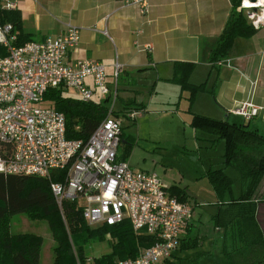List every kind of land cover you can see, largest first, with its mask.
<instances>
[{
  "label": "built area",
  "instance_id": "obj_1",
  "mask_svg": "<svg viewBox=\"0 0 264 264\" xmlns=\"http://www.w3.org/2000/svg\"><path fill=\"white\" fill-rule=\"evenodd\" d=\"M122 1L141 15L147 13V0ZM0 8L14 10L15 5L0 0ZM236 11L257 30L264 21V0H241ZM15 41L10 25L0 26V46L6 53L0 57V173L42 179L51 172L63 173L62 181L49 185L58 208L61 201H73L90 227L126 220L132 232L154 240L134 258L115 264H160L168 259L185 235L193 206L169 194L154 172L134 171L117 159L121 125L114 107L120 66L114 63L108 79L100 62L69 58L78 35L68 22L56 37L19 46ZM47 88L70 89L82 102L105 106V117L85 142L66 139L62 114L41 105ZM258 110L242 101L230 114L248 121ZM137 113L124 110L121 115L133 120Z\"/></svg>",
  "mask_w": 264,
  "mask_h": 264
},
{
  "label": "trees",
  "instance_id": "obj_2",
  "mask_svg": "<svg viewBox=\"0 0 264 264\" xmlns=\"http://www.w3.org/2000/svg\"><path fill=\"white\" fill-rule=\"evenodd\" d=\"M240 1L229 0L231 10L220 34L200 50L201 61L207 55L206 62L212 67L227 55L235 38L248 39L256 31L241 13L235 12ZM4 24H9L12 33L16 35V46L34 41L32 37L21 32L20 14L15 9L0 8V26ZM5 54L4 48L0 46V57ZM193 67V63H173L171 77L166 80L176 84L179 92L185 91L188 94L186 100L189 107L196 94L204 91L203 83L193 85L188 81ZM63 93L47 88L41 105L62 114L66 139L85 142L105 117V106L65 97ZM120 101L125 106L123 110H143L141 104L132 100L123 102L119 99ZM251 119L235 124L227 122V119L215 120L192 114L189 121V126L193 129L210 133L215 136V140L222 141V164L235 171L241 181L239 195L232 198L231 180L222 168L208 169L203 174L218 198L216 205H225L219 215L215 213L209 219L212 228L220 230V254L224 264H264V230L256 221V204L264 209V206L261 207L264 196L258 194L264 180V133H259L251 126ZM62 179L61 172H51L48 179L0 173V264L38 263L41 239L27 233L9 232V218L16 214H23L31 221L46 222L55 244L53 264H85L86 242L93 240L107 238L114 241L111 243L110 253L93 260L94 264H115L119 260L134 258L139 251L153 244L154 240L150 236L132 232L126 220L113 226L100 225L91 228L85 223L81 209L73 201H61L58 208L49 185ZM167 191L178 200L185 201L183 189L173 185L168 186ZM225 195L229 199L222 203L220 197ZM260 214L264 220V210ZM198 240V236L185 235L179 240L176 253L196 247ZM178 260L177 257L163 260L161 264H179Z\"/></svg>",
  "mask_w": 264,
  "mask_h": 264
},
{
  "label": "crops",
  "instance_id": "obj_3",
  "mask_svg": "<svg viewBox=\"0 0 264 264\" xmlns=\"http://www.w3.org/2000/svg\"><path fill=\"white\" fill-rule=\"evenodd\" d=\"M9 1L20 14L21 32L34 41L56 37L63 31L64 23H71L77 29L78 42L69 58L100 62L108 79L114 63L120 66L117 80L119 74L128 78L135 76L133 72L146 75L151 69L154 72L152 78L163 82L171 77L173 63H193V70L199 64L206 73L204 81L199 83L204 84L202 93H208L213 103L221 107L225 114V119L221 120L229 122V116H233L231 109L239 102L250 101L259 107L250 124L259 133H264V21L250 38H235L227 55L215 67L206 62L207 55L200 61L201 48L218 37L228 18L229 0H147V13L143 15L136 8L124 5L122 0ZM147 44L150 51H142ZM161 68L166 74L168 70L169 76H159ZM208 80L210 90L205 92ZM116 88L117 99L141 104L129 94L136 93L135 90L123 84ZM118 92H121L120 98ZM202 93L196 94L192 104ZM213 103L205 108L215 111ZM121 105L120 101L117 109L120 114L125 107ZM210 142L222 143L215 138ZM224 208L225 205L216 207L215 213L219 215ZM195 209L193 207V217L185 231L187 237H197V234L200 237V218ZM263 210L256 204V221L262 230L264 220L260 211ZM213 231L220 235L219 229L213 228ZM212 247L215 248L213 243ZM218 252L220 254V250ZM174 254L176 251L166 260H173Z\"/></svg>",
  "mask_w": 264,
  "mask_h": 264
},
{
  "label": "rangeland",
  "instance_id": "obj_4",
  "mask_svg": "<svg viewBox=\"0 0 264 264\" xmlns=\"http://www.w3.org/2000/svg\"><path fill=\"white\" fill-rule=\"evenodd\" d=\"M164 72L161 68L159 76H169L168 70L167 74ZM153 73L151 69L146 75L133 72L135 76L128 78L119 74L117 87L123 84L135 90L136 93L129 94L135 97V101L143 104V110L138 112L133 120L125 118L120 113L114 115L120 119L121 125L116 156L134 171L154 172L166 187L174 185L183 189L186 203L196 208L195 212L201 224L200 237L197 234L199 245L174 254V257L179 259V264H224L223 256H220L218 252L221 246L219 243L221 235L213 231L209 222L210 216L216 212L215 208L222 206L216 205L218 198L203 174L208 169L222 168L224 174L231 180L232 198L239 195L241 181L235 171L222 164V143H211L210 141L215 138L214 135L193 129L189 126V121L192 114L217 120L225 119V114L221 107L213 103L208 93L198 95V100L189 107L185 99L188 94L185 91L180 93L176 84L154 80ZM205 76V71H202L198 64L190 75L189 83L197 85L204 81ZM209 90L210 80L206 82L205 92ZM119 93L121 92H118V98H120ZM63 96L77 98L70 89L64 92ZM211 102L216 108L215 111H208V108H205ZM118 108L119 99L116 101L114 112L117 113ZM228 121L237 123L243 120L229 116ZM258 194L264 196V180ZM220 198L222 203L229 199L228 195ZM8 225L11 234L27 233L39 237L42 244L37 264H53L55 244L45 221H31L23 214H16L9 218ZM262 226L264 227V223ZM113 242L107 238L86 242L84 254L88 264H94L93 260L109 254ZM227 242L228 239L225 246ZM212 243L215 248L212 247Z\"/></svg>",
  "mask_w": 264,
  "mask_h": 264
},
{
  "label": "water",
  "instance_id": "obj_5",
  "mask_svg": "<svg viewBox=\"0 0 264 264\" xmlns=\"http://www.w3.org/2000/svg\"><path fill=\"white\" fill-rule=\"evenodd\" d=\"M250 1H252V2H253L254 0H250Z\"/></svg>",
  "mask_w": 264,
  "mask_h": 264
}]
</instances>
